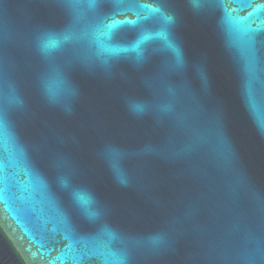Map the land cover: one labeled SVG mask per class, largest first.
<instances>
[{
  "label": "water",
  "instance_id": "water-1",
  "mask_svg": "<svg viewBox=\"0 0 264 264\" xmlns=\"http://www.w3.org/2000/svg\"><path fill=\"white\" fill-rule=\"evenodd\" d=\"M0 264H264V0H0Z\"/></svg>",
  "mask_w": 264,
  "mask_h": 264
}]
</instances>
